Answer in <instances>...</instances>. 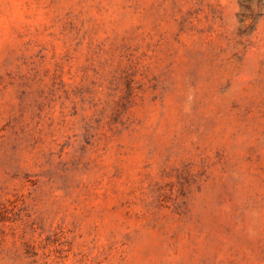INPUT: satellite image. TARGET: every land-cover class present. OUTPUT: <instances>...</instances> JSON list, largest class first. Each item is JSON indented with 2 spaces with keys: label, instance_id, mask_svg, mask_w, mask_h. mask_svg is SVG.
Here are the masks:
<instances>
[{
  "label": "rangeland",
  "instance_id": "obj_1",
  "mask_svg": "<svg viewBox=\"0 0 264 264\" xmlns=\"http://www.w3.org/2000/svg\"><path fill=\"white\" fill-rule=\"evenodd\" d=\"M0 264H264V0H0Z\"/></svg>",
  "mask_w": 264,
  "mask_h": 264
}]
</instances>
